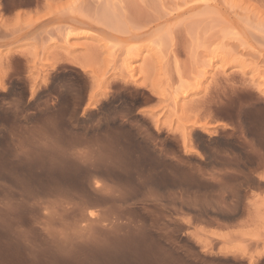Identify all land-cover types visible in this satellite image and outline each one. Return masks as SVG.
<instances>
[{
  "label": "rangeland",
  "instance_id": "rangeland-1",
  "mask_svg": "<svg viewBox=\"0 0 264 264\" xmlns=\"http://www.w3.org/2000/svg\"><path fill=\"white\" fill-rule=\"evenodd\" d=\"M53 157L79 182L118 163L92 180L125 184L131 216L111 210L138 232L45 238L37 203L65 192L14 174ZM0 159V264H123L139 239L169 264H264V0H0ZM151 186L176 213L145 218Z\"/></svg>",
  "mask_w": 264,
  "mask_h": 264
},
{
  "label": "bare ground",
  "instance_id": "bare-ground-1",
  "mask_svg": "<svg viewBox=\"0 0 264 264\" xmlns=\"http://www.w3.org/2000/svg\"><path fill=\"white\" fill-rule=\"evenodd\" d=\"M43 145V144H42ZM16 146H18V145H16ZM20 146V145H19ZM31 147V146H30ZM16 150V153H17V157H18V153L20 152V150H21V148H18L17 147V149H15ZM24 151H27V150H24ZM65 151V150H64ZM61 152V151H60ZM159 152V151H158ZM14 154V153H13ZM19 154H22V152H20ZM28 154V153H27ZM29 154H31V153H29ZM61 154V153H60ZM63 154V153H62ZM163 154V153H162ZM27 156V155H26ZM33 156V155H32ZM61 156V155H60ZM8 157V156H7ZM14 157V156H13ZM17 157H15V159H17ZM54 158V157H53ZM14 159V160H15ZM29 159V158H28ZM27 159V160H28ZM45 159V158H44ZM54 159H56V160H58L59 158H54ZM1 160V159H0ZM55 160V163L53 162V163H31L30 161V163H27V165H26V167L25 168H23V166H22V170L21 171H18V172H16L14 175H18V177H16L17 179H18V186H19V184H30V183H32V184H35V183H37V187L38 188H40V192H42V193H45V194H47L48 195V193L51 195L52 194V190L53 189H59V191H64L65 193L62 195L61 194V197L59 196V199H55V198H53V199H55V203L57 204V206H56V209H55V207H54V209L53 208H50L51 206H50V201H52V202H54L53 200H50V201H47V200H43V201H41V202H36L35 201V203H37V207H39V208H42V209H39V210H42L41 212H43V217L41 218L40 217V220L42 221V219L44 218V220L42 221V222H44V225L42 224V226L40 225L39 227H41V228H43V229H41L40 228V230L41 231H44V233H42V235H44L45 234V238H47L48 237V239L49 240H51L52 242H53V244H59V243H62L63 241V243L65 244V243H72L73 244V242H79V241H81V238H80V236L82 237V239H83V237H85V235L83 236V232H86L87 233V235H88V232L90 231V232H92V231H94L95 229L96 230H102L103 232H104V234L105 233H107V234H112L110 237H112L113 235L116 237V236H121V235H126L127 233H130L131 231L130 230H135V228L137 229V232H138V226H139V223L137 224V221L135 222L134 221V218H131V217H129V216H126V218L124 217L125 216V214H123V213H120V211H122V209L124 208V206H121L122 204H126V208H125V212H126V209H128V212H130L129 214H130V216H131V211H130V208H128V205H127V203L128 204H131L132 205V202L134 201H132V199H134V198H131L130 200L132 201L131 203H129L130 201H129V198H130V196H128L127 197V195L125 196V184H124V186L123 185H119L118 183H115L114 182V179L112 178V182H114V183H112L113 185L112 186H110L109 188H108V184H105L104 185V183L103 182H101V180H100V182L103 184V185H101L100 184V182H98V180L99 179H101V177L98 179V175H100V171L101 170H99V168H100V164H102L103 165V163H94V164H92L91 163V165H92V168H90V169H92V171H93V174L92 175H90V174H88V175H90V176H87V172H84L85 174V176H87L86 178L88 179V181H87V179H85L87 182H89L90 183V181H91V183L93 184L92 185V187L90 186V189H89V186H87V185H85L84 184V186L85 187H88V191L90 190V191H92L93 192V196H91V197H88V196H83L82 194H84V193H87V194H84V195H88V191L86 192V191H84L85 190V187L83 188L82 187V189H84L83 191V193L82 194H80L78 191L80 190V192H81V186L80 185H82L81 183L82 182H84L85 180H83L82 179V181L81 182H79L78 180H75V178H73V177H71L70 176V173H69V171H70V169H71V167L69 166V164L68 163H64V162H61L60 161V159H59V162L58 163H56L57 161ZM12 161V160H11ZM16 161V160H15ZM41 161V160H40ZM44 161V160H43ZM18 162V161H17ZM24 161H22V163H23ZM45 162H46V160H45ZM50 162V161H49ZM172 162V161H171ZM16 163V162H15ZM19 163V162H18ZM26 163H24V164H26ZM81 164H83V167H84V169H85V165L86 164H84V163H81ZM88 164V163H87ZM90 164V163H89ZM95 164H97V165H95ZM109 164V163H108ZM114 164V163H113ZM118 163H116V166H118L117 165ZM120 164V163H119ZM122 164H124V163H122ZM126 164V163H125ZM128 164V163H127ZM130 164V163H129ZM138 164V163H137ZM140 164H142V163H140ZM146 163H144V165H145ZM7 165V164H6ZM15 165V164H14ZM90 165V166H91ZM112 165V164H111ZM111 165H110V167H111ZM143 165V166H144ZM2 166V165H1ZM8 166V165H7ZM10 166V165H9ZM18 166V165H17ZM74 166V165H73ZM89 166V167H90ZM107 165L106 164H104V166L102 167L101 166V168L100 169H102V171H103V169H105V167H106ZM115 166V167H116ZM19 167H20V165H19ZM86 167H88V165L86 166ZM114 167V166H113ZM113 167H111V168H113ZM114 167V168H115ZM139 169H141V165H139ZM145 167V166H144ZM143 167V168H144ZM6 168V167H5ZM15 168H16V166H15ZM73 168V167H72ZM107 168L109 169V165L107 166ZM106 168V169H107ZM110 168V169H111ZM132 168V167H131ZM136 168V167H135ZM134 168V169H135ZM138 168V167H137ZM142 168V169H143ZM146 168V167H145ZM154 168V167H153ZM9 169V168H8ZM21 169V168H20ZM20 169H18V170H20ZM74 169H76V168H74ZM88 168H86V170H87ZM90 169H88V170H90ZM110 169H109V171H110ZM118 168L116 167V170H117ZM141 169V170H142ZM148 169V168H147ZM12 170V169H11ZM85 170V171H86ZM87 170V171H88ZM112 170V169H111ZM121 170H122V168H121ZM145 170V169H144ZM144 170H143V172H144ZM149 170V169H148ZM148 170H146V172L148 171ZM73 171H76V170H72L71 171V175H72V173H73ZM78 171V170H77ZM105 171V170H104ZM103 171V172H104ZM124 171V170H123ZM130 171V170H129ZM128 171V172H129ZM10 172V171H9ZM14 172V171H13ZM80 172V171H79ZM103 172H102V174H103ZM115 173L117 172V171H114ZM127 172V171H126ZM135 172H136V170H135ZM148 172H151V170L150 171H148ZM147 172V173H148ZM11 173H12V171H11ZM89 173V172H88ZM90 173H92V172H90ZM105 173V172H104ZM106 173H108L109 174V172H107V170H106ZM105 173V174H106ZM110 173H111V171H110ZM113 173V172H112ZM137 173V172H136ZM4 174H6V173H4ZM75 174H78V172L77 173H75ZM81 174V173H80ZM104 174V175H105ZM128 174V173H127ZM130 174V173H129ZM150 173H148V174H146L145 173V175H149ZM9 175V174H8ZM107 175V174H106ZM105 175V176H106ZM137 175H138V177H139V174L137 173ZM6 176V175H5ZM96 176H98L97 177V181H93L94 179L96 180ZM112 176H114V174L112 175ZM120 176H121V174H120ZM130 176V175H129ZM140 176H141V174H140ZM142 176H144V175H142ZM141 176V177H142ZM147 176H146V179H147ZM151 176V175H150ZM2 177V176H1ZM108 177H110V175L108 176ZM108 177H106V178H108ZM115 177V176H114ZM122 177V176H121ZM7 178V177H6ZM9 178V177H8ZM7 178V179H8ZM16 178H14V179H16ZM79 178H80V176H79ZM83 178H84V176H83ZM102 178H103V175H102ZM105 178V177H104ZM105 178V179H106ZM111 178H110V181H111ZM123 178V177H122ZM126 178H128V177H126ZM125 178V179H126ZM132 178V177H131ZM140 178V177H139ZM145 177H142V179L140 178V180L142 181L143 179H144ZM148 178H151V177H149L148 176ZM81 179V178H80ZM93 179V180H92ZM116 179H119L118 178V176H117V174H116ZM124 179V178H123ZM133 179V178H132ZM131 179V180H132ZM12 180V179H11ZM104 180V179H103ZM102 180V181H103ZM120 180V179H119ZM128 180V179H127ZM130 180V177H129V180L128 181H130V183L132 182ZM140 180H139V182H140ZM148 180V179H147ZM150 180V179H149ZM148 180V181H149ZM16 181V180H15ZM15 181H13L14 183H15ZM86 181H85V183H86ZM93 181V182H92ZM110 181H108V183L109 184H111V182ZM126 181V180H125ZM125 181H121V182H124L125 183ZM138 181V180H137ZM151 181V180H150ZM154 181V180H153ZM2 182V181H1ZM4 182V181H3ZM13 183V184H14ZM42 183V184H41ZM68 184V185H70L71 186V188L69 187V190H66L65 191V188H62V186L61 185H64V184ZM89 183H86V184H89ZM128 183V182H127ZM134 183V182H133ZM132 183V184H133ZM141 183V182H140ZM144 183H146V180H145V182ZM143 183V184H144ZM148 184L150 183V182H147ZM5 184V183H4ZM116 184V185H115ZM123 184V183H122ZM131 184V185H132ZM134 184H136V183H134ZM139 184V183H138ZM138 184H136V185H134V186H137ZM143 184H141V186H143ZM148 184H145L146 186H148ZM152 184V183H151ZM0 185H1V183H0ZM14 185H16V184H14ZM108 185V186H107ZM126 185H128L129 186V184H126ZM131 185L129 186V187H131ZM140 185V184H139ZM138 185V186H139ZM144 185V186H145ZM150 185V184H149ZM2 187L4 186V185H1ZM13 186V185H12ZM22 186V185H21ZM27 186V187H26ZM32 186V185H31ZM30 186V187H31ZM80 186V187H79ZM83 186V185H82ZM106 188H108V189H104L105 187ZM124 187V189H123V187ZM133 186V187H134ZM140 186V187H141ZM5 187V186H4ZM3 187V188H4ZM20 187V186H19ZM23 187V191L25 190V187H26V189L28 188V189H30L29 187H28V185H25V187L24 186H22ZM22 187H20L19 189H20V192H21V188ZM36 187V188H37ZM65 187H67V186H65ZM67 187V188H68ZM76 187H79L80 189L79 190H77V189H75V190H77V191H75L74 190V188H76ZM103 187V188H102ZM149 187V186H148ZM176 187V186H175ZM1 188V187H0ZM11 188V187H10ZM33 189L35 188V187H32ZM66 188V189H67ZM128 188V187H127ZM137 188L138 189H140L141 190V188H139V187H136V188H132V189H136L137 190ZM15 189H16V187H15ZM64 189V190H63ZM92 189V190H91ZM129 189V188H128ZM131 189V188H130ZM130 189L128 190V193H130V194H136V193H134V191H130ZM142 189L144 190V188L142 187ZM151 189H153V187L151 186V188H150V190L149 189H146V192H144L143 193V195H141L140 196V200L139 199H135L136 201V203H138L141 207V209H143L145 212L147 211L148 212V214L149 215H152V216H160V217H162V214L164 213V214H166L167 212H169L170 213V211L172 210V209H170L169 207L172 205V203H168V202H165L164 200H163V196H161V195H159V194H157L156 192H152L151 191ZM10 190V189H9ZM11 190H12V188H11ZM31 190V189H30ZM124 190V191H123ZM127 190V189H126ZM154 190V189H153ZM22 191V193H24ZM50 191H51V193H50ZM138 191V190H137ZM142 191V190H141ZM16 193L17 192H19V190L17 191H15ZM14 192V193H15ZM19 192V193H20ZM35 192V191H34ZM33 192V195L35 194ZM56 192V191H55ZM58 192V191H57ZM56 192V193H57ZM133 192V193H132ZM143 192V191H142ZM142 192H141V194H142ZM173 192V191H172ZM27 193V192H26ZM29 193H31L30 191H29ZM59 193H61V192H59ZM63 193V192H62ZM127 193V194H128ZM171 193V192H170ZM8 194V193H7ZM28 194V193H27ZM27 194H25L26 196H27ZM44 194V195H45ZM130 194H128V195H130ZM138 194H140V193H138ZM178 194V193H177ZM25 195H24V197H25ZM42 195V194H41ZM43 195V196H44ZM55 195V194H54ZM57 195V194H56ZM82 195V196H81ZM172 195V194H171ZM2 196V195H1ZM89 196H90V194H89ZM5 197V196H4ZM3 197V198H4ZM23 197V198H24ZM30 196H28L27 197V199L29 198ZM33 197H35V196H33ZM46 197V196H45ZM49 197V196H48ZM132 197H134L133 195H132ZM135 197H136V195H135ZM172 197H173V195H172ZM32 198V197H31ZM31 198H29V199H31ZM51 198H52V195H51ZM57 198V197H56ZM61 198V199H60ZM127 198H128V202H127ZM173 198H176V197H173ZM9 199V198H8ZM40 200L39 198H37L36 197V199H34L33 198V200ZM171 199V198H170ZM170 199H169V202H171L170 201ZM37 200V201H38ZM12 201V200H11ZM18 201H19V199H18ZM23 201L24 200H21L20 202H22V203H20V205L21 204H23ZM102 201H107V203L109 202L110 204V206L108 207V206H105V205H107V203L104 205V204H102V206H100V207H103V206H105L104 207V211H103V208H101L102 209V212H101V209H99L100 210V212L98 211V213L96 212H94L93 211V208L92 207H94V205L96 204H98L97 206L99 207V203L100 202H102ZM119 201L120 202H123L121 205H120V208L121 209H119V210H117L118 212L117 213H115L114 211L115 210H111V209H113V208H111V207H116V202H117V204L119 203ZM25 202V201H24ZM28 202V204H29V200L27 201ZM27 202H25V203H27ZM31 202V201H30ZM10 203V202H9ZM24 203V204H25ZM32 203V205L34 206V203H33V201L31 202ZM134 203V202H133ZM135 203V204H136ZM4 204H8V203H4ZM52 204V203H51ZM56 204H54V206L56 205ZM120 204V203H119ZM138 204H137V206H138ZM175 203H173V205H174ZM19 205V206H20ZM31 204H29L28 206H30ZM36 205V204H35ZM96 205H95V207H94V210H95V208L97 209V207H96ZM101 205V204H100ZM11 206H12V204H11ZM10 206V207H11ZM14 206V205H13ZM25 206H26V204H25ZM130 206V205H129ZM135 206V205H134ZM9 207V206H8ZM139 207V206H138ZM4 207H2V209H3ZM90 208H92V210H90ZM172 208V207H171ZM53 209V210H52ZM167 209H170V211L169 210H167ZM17 210V209H16ZM52 210V211H51ZM106 210V211H105ZM133 210V209H132ZM173 210H176V209H173ZM8 211V210H7ZM93 211V212H92ZM97 211V210H96ZM124 211V210H123ZM143 211V213L145 214V212ZM32 212V211H31ZM36 212V211H35ZM138 212V211H137ZM147 212H146V214H147ZM172 213L171 214H173V212L174 211H171ZM11 213V212H10ZM15 213V212H14ZM169 213H167L166 215H170ZM174 213H176V212H174ZM32 214V213H31ZM128 214V213H127ZM148 214L145 216V218H148ZM37 215V214H36ZM40 215V214H39ZM124 215V216H123ZM177 215V214H176ZM34 216V215H33ZM41 216V215H40ZM152 216H149V218L151 217L152 218ZM165 216V215H164ZM168 216H165V217H168ZM172 216V215H171ZM170 216V217H171ZM141 217V216H140ZM156 217V218H157ZM169 217V218H170ZM31 218V217H30ZM150 218V219H151ZM155 218V217H154ZM153 218V219H154ZM155 218V219H156ZM162 218H164V217H162ZM161 218V219H162ZM169 218H167V219H169ZM173 218V217H172ZM172 218H170V219H172ZM36 219V218H35ZM38 219V218H37ZM36 219V220H37ZM124 219V220H123ZM152 219V220H153ZM158 219V218H157ZM157 219H156V221H157ZM160 219V218H159ZM169 219V220H170ZM35 220V221H36ZM144 220V219H143ZM38 221V222H37ZM36 221V223H42L41 221H39V219ZM174 221H176V220H173L172 222L174 223ZM20 222V221H19ZM138 222H141V221H139L138 220ZM143 222V221H142ZM155 222V221H154ZM165 222V221H164ZM169 222H171V221H169ZM49 223L51 224L52 223V225L53 224H55L56 225V227L57 226H62V223L63 224H65V226L66 225H68V226H70V227H72L73 228V230H76V228H78V232L76 231H74L75 233H73V232H71V231H69L68 233L67 232H61V231H66V230H60L59 228H56L55 226H53L54 228H56V230L51 226V225H49ZM159 222H157L156 224H158ZM162 223V222H161ZM34 224V223H33ZM141 224V223H140ZM164 224V223H163ZM162 224V225H163ZM172 224V223H171ZM164 225H166L167 226V224L165 223ZM169 225V224H168ZM44 226V227H43ZM50 226L53 228V230L52 229H50ZM68 226H66L67 227V229H70V230H72V228H68ZM166 226H163V227H166ZM38 227V226H37ZM49 227V228H48ZM63 228H65L64 226H62ZM16 228V227H15ZM92 228H94L92 231H91V229ZM98 228V229H97ZM99 228H101V229H99ZM141 228H143V227H141ZM140 228V229H141ZM17 229V228H16ZM39 229V228H38ZM57 229L59 230V231H57ZM66 229V228H65ZM72 230V231H73ZM144 230H145V228H144ZM16 231V230H15ZM19 231H21V230H19ZM68 231V230H67ZM102 231H99V233L101 232L102 233ZM150 231V230H149ZM165 231V230H164ZM18 232V231H17ZM23 232H24V230H23ZM29 232V231H28ZM58 232V233H57ZM95 232V231H94ZM142 232V231H141ZM4 233H5V231H4ZM8 233V232H7ZM83 233V234H82ZM96 234H97V232H95ZM98 233V234H99ZM100 233V234H101ZM146 233V232H145ZM19 234H23L22 233V231L19 233ZM82 234V235H81ZM91 234V233H90ZM86 235L87 237H88V239L90 238L89 236H91V235ZM96 234H95V237H97L96 236ZM103 234V235H104ZM107 234H105V236L107 235ZM160 234H162V233H160ZM159 234V235H160ZM169 234V233H168ZM10 235V234H9ZM14 235H16V234H14ZM24 235H26V234H24ZM128 235V234H127ZM158 235V236H159ZM2 236V235H1ZM4 236V235H3ZM36 236V235H35ZM34 236V237H35ZM47 236V237H46ZM60 236V237H59ZM114 236H113V238H114ZM157 236V237H158ZM163 236H164V234H163ZM24 237V236H23ZM94 237V238H95ZM108 236H106V238H107ZM109 237V238H110ZM161 236H159V238H160ZM166 237V236H165ZM170 237V236H169ZM28 238V237H27ZM43 238V237H42ZM79 238H80V240H79ZM108 238V239H109ZM128 238H130V235H128ZM158 238V239H159ZM162 238V237H161ZM22 239V238H21ZM35 239V238H34ZM37 239V238H36ZM96 239V238H95ZM94 239V240H95ZM103 239H105L104 237H103ZM116 239V238H115ZM136 239V238H135ZM145 239V238H144ZM148 239V238H147ZM162 239H165V238H162ZM41 240V239H40ZM39 240V241H40ZM46 240V239H45ZM87 240V239H86ZM94 240H91L90 242H92V241H94ZM97 240V239H96ZM106 240V239H105ZM112 240V239H111ZM110 240V241H111ZM126 240V239H125ZM140 240V239H139ZM139 240H138V242L136 241L135 243L133 242L134 240H132V242L134 243H132L133 245H134V247H136V245H137V249H135V248H133V255L132 256H130V257H126V258H124L125 260H124V263L123 264H169L167 261L166 262H164V260H163V257L161 256V252H158V250L156 251H153L152 249V251L150 250V248H149V246H146L145 245V243H144V246H145V248H144V246H142L143 245V243L140 241L139 242ZM161 240V239H160ZM168 240V239H167ZM35 241V240H34ZM42 241V240H41ZM50 241V242H51ZM57 241V242H56ZM60 241V242H59ZM98 242L100 241V240H97ZM113 241V240H112ZM119 241V240H118ZM123 241H124V238H123ZM128 241H129V239H128ZM159 241V240H158ZM162 241V240H161ZM163 241H165V240H163ZM45 242V241H44ZM43 242V243H44ZM82 242V241H81ZM107 242H109V240L107 241ZM117 242V241H116ZM121 242V241H120ZM126 242V241H125ZM22 243V242H21ZM26 243V242H25ZM110 243V242H109ZM112 243V242H111ZM122 243V242H121ZM128 243V242H127ZM169 243V242H168ZM23 244V243H22ZM52 244V246H54ZM64 244H61L62 246L64 245ZM115 244H117V243H115ZM126 244V243H125ZM128 244H130V243H128ZM160 244V243H159ZM38 245V244H37ZM55 245V246H56ZM60 245V246H61ZM66 245V244H65ZM68 245V244H67ZM98 245V244H97ZM97 245H95V246H97ZM106 245V244H105ZM113 245V244H112ZM149 245V244H148ZM74 246V245H73ZM166 246V245H165ZM30 247V246H29ZM49 247V246H48ZM51 247V246H50ZM71 247V246H70ZM122 247H125V246H122ZM36 248V247H35ZM46 248V247H45ZM52 248V247H51ZM55 248V247H54ZM63 248V247H62ZM65 248V247H64ZM97 248H98V246H97ZM126 248V247H125ZM61 249V248H60ZM99 249V248H98ZM129 249V248H128ZM32 250V249H31ZM64 249H62V251H63ZM131 250V249H130ZM34 251V250H33ZM166 251V250H165ZM168 251V250H167ZM60 252V251H59ZM127 252H128V250H127ZM7 253V252H6ZM38 253V252H37ZM114 253V252H113ZM118 253V252H117ZM130 253V252H129ZM151 253V254H150ZM165 253V252H164ZM120 254L122 255V254H125V252L124 253H119V256H120ZM131 254H132V252H131ZM168 254V253H167ZM6 255V254H5ZM28 255V254H27ZM163 255V254H162ZM4 256V255H3ZM29 256V255H28ZM124 256V255H123ZM127 256V255H126ZM165 256V255H164ZM36 257V256H35ZM118 258V257H117ZM166 258V257H165ZM116 259V258H115ZM115 259H114V261H115ZM118 261H119V259H118ZM112 263V262H111ZM110 264V263H109ZM116 264V263H115Z\"/></svg>",
  "mask_w": 264,
  "mask_h": 264
}]
</instances>
